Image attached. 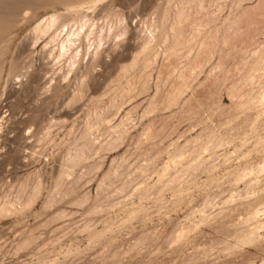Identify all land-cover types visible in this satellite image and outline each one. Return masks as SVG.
<instances>
[{
    "label": "rangeland",
    "instance_id": "1",
    "mask_svg": "<svg viewBox=\"0 0 264 264\" xmlns=\"http://www.w3.org/2000/svg\"><path fill=\"white\" fill-rule=\"evenodd\" d=\"M0 25V264L264 259V0H0Z\"/></svg>",
    "mask_w": 264,
    "mask_h": 264
},
{
    "label": "bare ground",
    "instance_id": "2",
    "mask_svg": "<svg viewBox=\"0 0 264 264\" xmlns=\"http://www.w3.org/2000/svg\"><path fill=\"white\" fill-rule=\"evenodd\" d=\"M22 3H23V2H22ZM65 3H66V2H65ZM67 3H68V2H67ZM67 3H66V4H67ZM70 3H71V2H70ZM13 5H14V4H13ZM70 6H71V5H70ZM67 8H68V7H67ZM74 11H75V10H74ZM53 17H54V16H53ZM53 17H52V16H49L48 18H45V17H44V18L46 19V21L44 22V25H41V22H40V23L38 22V24H36V26H35V30H36V31L33 30V31H35V34H36V32L39 33V34L41 33L40 36L42 37V34H44L46 30H51L50 28H51V27L54 25V23L56 22V21L54 20L55 17H54V18H53ZM180 17H181V16H180ZM41 21H43V20H41ZM54 21H55V22H54ZM42 23H43V22H42ZM3 25H4V24H3ZM64 26H65V25H64ZM64 26H63V27H64ZM66 26H67V25H66ZM0 27H1V25H0ZM13 27H14V26H13ZM63 27L61 28L62 30H63ZM5 28H6V27H4V29H5ZM52 28H53V27H52ZM8 29H9V28H8ZM11 29H12V28H11ZM33 29H34V28H33ZM61 29H60V31H62ZM0 30H1V29H0ZM2 30H3V29H2ZM2 30H1V32H2ZM3 32H4V31H3ZM43 32H44V33H43ZM47 32H49V31H47ZM47 32H46V33H47ZM4 33L6 34V32H4ZM66 33H67V32H66ZM0 34H2V33H0ZM32 34H33L34 37L36 36V35H34V32H33ZM39 34H38V35H39ZM6 35H7V34H6ZM45 35H46V34H45ZM45 35H43V36H45ZM67 35H68V34H67ZM40 36H39V38H40ZM55 36H56V35H55ZM75 36H76V35H75ZM0 37H1V35H0ZM67 37H69V38H68L67 40H66V39H63V42H64L65 40H66V42H67V41H68V42H72V41L70 40V39H71V35H70V36H67ZM72 37H73V36H72ZM64 38H65V36H64ZM36 39H37V37H36ZM51 39H52V38H51ZM51 39H49V40H51ZM61 39H62V38H61ZM1 40H2V39H1ZM3 40H4V39H3ZM49 40H48V42H49ZM31 41H32V40H31ZM61 41H62V40H61ZM61 41H60L61 45L59 44V47L61 48V49H60L61 51L59 50V52H62V49H65V48H64V45H63L64 43H62ZM175 41H176V40H175ZM1 42H2V41H1ZM34 42H36V41H34ZM48 42H46V43L48 44ZM69 44H70V43H69ZM71 44H72V43H71ZM66 45H68V44H66ZM45 46H46V44H45ZM59 47H58V49H59ZM66 47H70V46H66ZM173 48H174V47H173ZM173 48H172V49H173ZM67 49H68V48H67ZM172 49H171V50H172ZM169 50H170V49H169ZM174 50H175V49H174ZM174 50H173V51H174ZM63 52H64V51H63ZM63 52H62V53H63ZM59 54H60V53H59ZM59 54H58V55H59ZM263 54H264V53H263ZM62 55H63V54H62ZM261 55H262V54H261ZM58 57H59V56H58ZM263 57H264V56H263ZM255 64H256V63H255ZM90 68H91V67H90ZM125 68H126V67H125ZM252 75H253V74H252ZM243 78H244V77H243ZM247 78H248V77H247ZM245 79H246V78H245ZM244 82H245V81H244ZM160 86H161V85H160ZM130 94H131V93H130ZM175 94H176V93H175ZM171 95H172V94H171ZM259 98H260V97H259ZM133 100H134V99H133ZM79 103H80V102H79ZM112 106H113V105H112ZM242 106H243V105H242ZM143 108H144V107H143ZM151 110H152V109H151ZM141 111H142V110H141ZM141 111H140V112H141ZM141 113H142V112H141ZM147 114H148V112H147ZM142 115H143V114H142ZM96 116H97V115H96ZM97 118H98V117H97ZM95 119H96V118H95ZM142 119H143V118H142ZM89 120H90V119H89ZM96 120H98V119H96ZM150 120H151V119H150ZM93 122H94V121H93ZM95 122H96V121H95ZM119 122H120V121H119ZM122 122H123V121H122ZM119 124H121V123H119ZM123 124H124V123H123ZM86 125H87V124H86ZM147 125H148V124H147ZM115 126H116V125H115ZM86 129H87V128H86ZM143 130H144V129H143ZM84 132H85V131H84ZM123 132H125V131H123ZM85 134H86V133H85ZM84 137H85V136H84ZM85 138H86V137H85ZM118 138H119V137H118ZM79 151H80V150H79ZM79 151H78V152H79ZM78 152H77V153H78ZM80 152H81V151H80ZM80 152H79V153H80ZM77 153H76V154H77ZM79 153H78V155H76L77 157H79ZM74 155H75V154H74ZM80 155H81V153H80ZM73 157H74V156H73ZM73 157H72V159H73ZM75 159H78V158L75 157ZM70 161H72V160H70ZM73 161H74V159H73ZM74 162H76V161H74ZM76 163H77V162H76ZM72 164L74 165L73 162H72ZM240 208H241V207H240ZM237 210H238V209H237ZM233 213H234V212H233ZM241 214H242V213H241ZM250 214H251V213H250ZM252 217H253V216H252ZM235 219H236V218H235ZM256 220H257V219H256ZM239 222H240V221H239ZM258 224H259V223H258ZM236 226H237V225H236ZM240 226H241V225H240ZM258 227H259V226H258ZM261 227H262V226H261ZM237 228H238V227H237ZM263 228H264V227H263ZM238 229H240V227H239ZM255 229H256V228H255ZM252 230H253V229H252ZM233 231L235 232V230H233ZM247 231H248V230H247ZM249 231H250V230H249ZM255 231H256V230H255ZM255 231H254V232H255ZM250 232H251V231H250ZM254 232H253V233H254ZM247 233H248V232H247ZM253 233L251 232V234L249 233L250 235H247V236H246V234H245L246 237L243 235V236H244L243 238H245L247 241L249 240L248 242H250L251 240H255V239H256V242H257V239L259 238V236L256 235L257 232H256L255 234H253ZM177 238H178V236H177ZM238 238H239V237H238ZM261 238H262L261 240L263 241V240H264V235H263V237H261ZM245 239H244V240H245ZM246 240L243 241V243L246 242ZM259 242H260V241H259ZM260 249H261V248H260ZM259 264H264V259H262L261 262H260Z\"/></svg>",
    "mask_w": 264,
    "mask_h": 264
}]
</instances>
